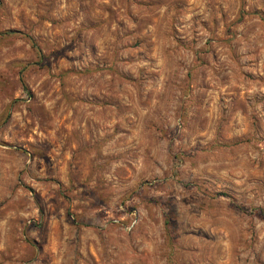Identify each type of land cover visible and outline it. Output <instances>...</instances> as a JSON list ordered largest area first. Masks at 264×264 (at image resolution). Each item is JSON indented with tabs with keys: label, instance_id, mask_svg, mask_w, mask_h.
I'll list each match as a JSON object with an SVG mask.
<instances>
[{
	"label": "rangeland",
	"instance_id": "obj_1",
	"mask_svg": "<svg viewBox=\"0 0 264 264\" xmlns=\"http://www.w3.org/2000/svg\"><path fill=\"white\" fill-rule=\"evenodd\" d=\"M0 264H264V0H0Z\"/></svg>",
	"mask_w": 264,
	"mask_h": 264
},
{
	"label": "trees",
	"instance_id": "obj_2",
	"mask_svg": "<svg viewBox=\"0 0 264 264\" xmlns=\"http://www.w3.org/2000/svg\"><path fill=\"white\" fill-rule=\"evenodd\" d=\"M3 33H4V34H16V33H20V32H19V31H14V30H9V31H5V32H3ZM27 37H28V36H27ZM28 38H29V40H30L32 46L35 47V49H37L38 52H40L39 49H38V47H37V45H36V43H35V41H34L33 39H31L30 37H28ZM24 87H25V86H24Z\"/></svg>",
	"mask_w": 264,
	"mask_h": 264
}]
</instances>
